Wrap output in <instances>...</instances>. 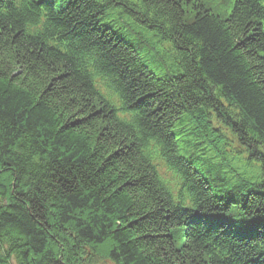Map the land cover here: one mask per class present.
<instances>
[{"label": "trees", "instance_id": "1", "mask_svg": "<svg viewBox=\"0 0 264 264\" xmlns=\"http://www.w3.org/2000/svg\"><path fill=\"white\" fill-rule=\"evenodd\" d=\"M234 6L0 0V264H264V0Z\"/></svg>", "mask_w": 264, "mask_h": 264}, {"label": "rangeland", "instance_id": "2", "mask_svg": "<svg viewBox=\"0 0 264 264\" xmlns=\"http://www.w3.org/2000/svg\"><path fill=\"white\" fill-rule=\"evenodd\" d=\"M68 1L69 0H58L57 7L61 8L65 6ZM198 1L203 7H206L208 10L210 9L215 10V15L222 13L224 16H227L226 14L229 12L232 2H233V0H228L226 4H220L218 3L220 0H198ZM213 7H215V9ZM142 46L144 48V52H146V50L148 51V55L153 54L152 56H150L151 58L148 59V61L153 67H158L159 65L161 66V64L164 63V67L162 71L166 72L167 74L171 71L170 70L171 57H169L168 55H164L163 53L155 54L154 53L155 50L148 47V44L147 45L143 44ZM148 48L150 49L148 50ZM216 127H219V126H216ZM223 132L224 134H226V136H228L229 140H232V137L230 136L229 132H226L224 130ZM243 155L244 153L241 154V156ZM219 162L220 161L218 159H215L214 161L215 167H216V164H218ZM98 264H113V263L106 262V261H100L98 262Z\"/></svg>", "mask_w": 264, "mask_h": 264}]
</instances>
